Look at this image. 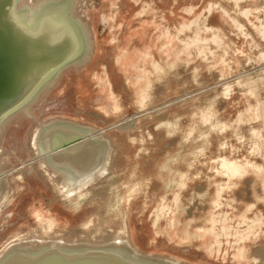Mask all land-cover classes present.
<instances>
[{
	"label": "rangeland",
	"instance_id": "374dc122",
	"mask_svg": "<svg viewBox=\"0 0 264 264\" xmlns=\"http://www.w3.org/2000/svg\"><path fill=\"white\" fill-rule=\"evenodd\" d=\"M258 3L262 4L260 0H147L145 13L139 8L140 0H105L100 7L90 4L85 11L96 38L105 43L101 50L105 55L89 65L95 74L90 70L87 73L84 108H77L73 97L64 116L105 127L136 110L124 82L126 76L131 77L140 95L139 84L144 79L139 76V62H133L135 66L127 72L119 68V60L110 53L117 47L113 43L126 35L127 22L132 20L138 25L145 16L150 27L157 26L149 35L162 36L164 48L169 49L164 53L171 60L161 59L162 48L155 50L159 59L156 65L162 64V77L168 78V99L189 83L196 86H191L192 91L201 86L207 91L189 110L183 104L159 114L160 121L172 124L151 129L156 122L153 115L145 118L149 123L142 122L133 140L128 134L113 133L120 146L115 157V165L120 168L115 173L128 200L125 220L134 243L150 254L190 264H244L239 260L240 247L245 242L249 248L264 244V153L256 151L258 135L263 133L264 137V120L258 119L254 106L258 101L252 99L249 88L237 87L238 78L233 77L243 70L245 62L259 60L264 51V42L251 38L252 32L258 33L257 24L259 31L261 27L263 7L259 8ZM113 4L118 6L117 11ZM172 6L176 12H172ZM257 48L263 50L259 53ZM151 62H146L147 67L159 79L161 75ZM175 68L180 69L179 75L171 72ZM74 86L72 83L71 88ZM109 90L122 95L125 108L118 117L101 112L103 115L97 119L91 111L99 109L92 102L110 103ZM145 94L146 98L152 96L148 91ZM258 110L263 112V108ZM178 115L181 124L175 123ZM226 160L242 164L241 172L234 175L227 170L223 166ZM135 181H140V186L129 194V186ZM20 185L15 187L16 197L4 215L9 225L0 234L2 247L7 238L22 230H34L40 223L47 222L57 234H63L94 215L96 200L91 199L92 193L79 196L83 198L79 202L66 203L53 185L39 177H29ZM108 214L115 217L116 213ZM82 233L87 232H68L74 237L86 236Z\"/></svg>",
	"mask_w": 264,
	"mask_h": 264
},
{
	"label": "water",
	"instance_id": "95a60500",
	"mask_svg": "<svg viewBox=\"0 0 264 264\" xmlns=\"http://www.w3.org/2000/svg\"><path fill=\"white\" fill-rule=\"evenodd\" d=\"M104 1L0 0V146L4 134L15 123L22 124L20 132L24 126V129L29 131L32 125V122L28 124L30 121H36L38 124L33 134L27 132L24 136L25 146L21 147L19 158L9 156L5 162L0 161V223L3 222L0 234L6 231L9 225V218L4 215L16 197L15 187L23 182H17L16 177L28 168L33 170L29 177H39L48 185H53L59 198L64 199L66 203L79 202L83 199L79 196L86 192L92 193L91 199L96 200L94 215L75 229L93 232V228L103 227L105 233L102 239H93L91 236L67 237L57 233L48 236L43 231L48 223H40L39 228L22 230L7 238L3 247L0 244V264H190L175 258L150 254L134 243L130 226L125 220L126 214L124 215L128 200L125 199L121 179L115 173L120 168L115 165L120 146L113 133L128 134V138L133 140V133H138L142 122L149 123L146 119L153 115H156V122L151 125V129L161 124H172V121H160L159 114L183 104V107L189 110L196 99H203L207 93L205 86L192 91V87L196 86L189 83L178 90L179 94L168 99L169 94H165L168 78L162 77V64L156 65L155 60L159 59L155 56V50L162 48L161 59L171 60L164 53L169 49L164 48L165 40L162 36L154 38L149 35V31L157 26H149L151 22L147 21L148 16L138 25L137 22L128 21L126 35L113 43V47H117L110 53L113 59L119 60V68L127 72L135 66L133 62H139L137 66L142 69L139 76L144 79V82L139 84L140 95L136 94L131 77L126 76L124 82L126 89L130 90L129 94L136 110L105 127L64 116L65 108L69 107L68 103L73 97L76 100L75 106L84 108L87 91L84 84L85 80H88L89 65L105 55L101 51L105 43L96 38L93 23L85 14L90 4L96 3L95 6L100 7ZM260 1L262 4L258 3L259 8L263 7L260 31L257 24L258 33L254 30L255 33L250 34L252 40L261 39L264 42V0ZM146 3L147 0H140L139 8L144 12ZM114 4L113 10L117 11L118 6ZM171 9L176 12L177 8L172 6ZM261 50L263 49L257 48L259 53ZM149 60L156 65L157 74L161 75L159 79H163L159 80L155 75H151L153 71L146 64ZM142 62L145 65L141 64ZM245 63L243 70L233 77L238 78L235 80L237 87L242 90L244 87L249 88L252 99L256 98L258 101L254 105L258 119L261 117L264 120V51L259 60ZM174 71L175 74H180V69H171V72ZM90 72L94 76L95 73L91 70ZM74 73H78L76 77H68ZM108 78L112 84V78ZM158 80L162 82V88L159 89L156 100L148 103L145 93L158 86ZM72 83L75 85L73 89ZM74 92L80 93V98L82 93V106L77 105L80 98L76 99ZM47 94L54 100L59 96L65 106L62 104L57 108L48 107L51 99L42 101ZM114 94L123 106L118 111L112 108V111L107 113V105L115 100ZM109 97L110 103H99V100L92 102L95 108L99 109L91 111L97 119L102 113L109 117L113 114L118 117L120 111L124 110L125 105L119 92L110 91ZM142 103L144 104L141 105ZM42 105L47 108L45 117L41 110ZM259 108H263V112L258 110ZM22 115H27V120L21 121L19 118ZM176 119L175 123L181 124V115L176 116ZM262 138L264 145V137ZM26 142L32 150H29ZM5 145L10 147L9 142H5ZM261 152L264 153V150ZM227 162L230 161H224L223 166L227 170L235 171L229 169ZM233 165L242 170V164L233 162ZM117 182L121 187V197L118 199L112 196L111 191H107V195H96L98 185L110 186L111 183ZM139 182L135 181L129 186V194L138 189ZM63 184L64 189L58 191ZM110 211L116 213L115 217L108 214ZM239 260L244 264H264V244L249 248L245 242L239 249Z\"/></svg>",
	"mask_w": 264,
	"mask_h": 264
},
{
	"label": "bare ground",
	"instance_id": "6f19581e",
	"mask_svg": "<svg viewBox=\"0 0 264 264\" xmlns=\"http://www.w3.org/2000/svg\"><path fill=\"white\" fill-rule=\"evenodd\" d=\"M263 35H264V33H263ZM209 49V48H208ZM221 57V56H220ZM156 66V65H155ZM115 70H117V69H115ZM124 71V70H123ZM122 71V72H123ZM115 72H117V71H115ZM120 73V72H119ZM121 75V74H120ZM118 76V75H117ZM201 76V75H200ZM136 80L135 81H137V78H135ZM161 79H163V78H161ZM161 79H159V80H161ZM159 80L157 81V83H158V86H155L154 88H151L148 92H149V95H152L150 98H146V101L148 102V103H151V102H154L155 100H156V98H157V95H158V92H159V89L160 88H162V82H159ZM144 82V81H143ZM197 82L199 83V84H204V82L203 81H200V80H197ZM135 83V82H134ZM111 84V83H110ZM121 84V83H120ZM123 84V83H122ZM135 85V84H134ZM113 88V87H112ZM116 90V89H115ZM114 90V91H115ZM139 90V89H138ZM110 91V90H109ZM75 93V96L77 95V97H76V99L78 98H80V96H79V94L80 93H78V92H74ZM138 93V91H136V94ZM116 94H114V96H115ZM139 96V95H138ZM116 97H117V95L114 97L115 98V100H114V102L112 103V104H110V105H107V108H106V110H105V112H107V113H110L112 110V108H114V110L115 111H118V110H120L121 109V107L123 106L122 104H120V101H119V99H116ZM48 98V100L49 99H51L50 100V103L48 104V107H50V106H54L55 108H57V107H60L62 104H64V101L59 97V96H57L56 97V100H54L53 98H51V96L50 97H48V94L43 98V100L42 101H46V99ZM81 98H83L82 97V93H81ZM79 99V102H78V104L77 105H79V106H82V104H83V100L82 99ZM144 103H142L141 105H143ZM64 106H65V104H64ZM110 106H111V108H110ZM46 107H44L43 105H42V107H41V110H42V113H44V117L47 115V112H46ZM27 115H22L19 119L21 120V121H24V120H27ZM32 122V125H31V127L29 128V131H28V129H24V127H23V129L21 130V132H20V129H21V125L22 124H18V123H15V125L12 127L13 129H11V127L8 129V131L4 134V136H3V138H4V140H2V145L0 146V161L2 160L3 161V158H5V161H6V158L7 159H9V156L10 157H12V156H17L18 158H19V154L21 153V147H24L25 146V141H24V136L26 135V133L28 132V133H30V134H33V132L35 131V129L37 128V126H38V124H37V122L36 121H30V122H28V124H30ZM34 123V124H33ZM22 135V136H21ZM262 137H261V135H258V137H257V144H256V150H258L259 152H261L262 150H263V148H264V145H263V141H262ZM5 142H9V146L10 147H7V145H5L4 146V143ZM26 144H28L27 142H26ZM11 145H13V147H11ZM28 146H29V150H32V148L30 147V144H28ZM7 150V151H6ZM2 151V152H1ZM22 151H23V148H22ZM23 158H21V160H22ZM4 161V162H5ZM228 164V166H229V169H235V171H233V174L235 175V174H237V173H240L241 172V169H238V167H236L235 165H233V163H227ZM225 165H226V163H225ZM32 168H28V169H26V170H24L23 171V173H21V174H19V176L18 177H16V181L18 182V181H20V182H22V181H25V180H27L28 178H29V176L32 174ZM30 174V175H29ZM112 185H110V186H106V185H98L97 186V188H96V190H95V193H96V195H107V191H111L112 192V196L115 198V199H118V197H121V193H120V189H121V187H120V185L118 184V182L117 183H111ZM64 187H65V185L63 184V186L60 188L59 187V189H58V191H62L63 189H64ZM134 188V187H133ZM46 227V229H44L43 231H44V233H45V235H48V236H51L52 234H56V232L54 231V227H52L51 228V225L50 224H47V225H45ZM102 230H103V227H98V228H96L93 232H85L86 234H84V233H82L83 235H86V236H91L93 239H97L98 237H96L97 235H99V236H101V237H105V233H102ZM63 231V230H62ZM68 232H70V231H68V230H64L63 231V234H61V235H63V236H67V237H74V236H71V235H69L68 234ZM81 235V234H80ZM80 235H76V236H80ZM102 239V238H101Z\"/></svg>",
	"mask_w": 264,
	"mask_h": 264
}]
</instances>
